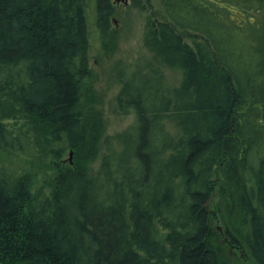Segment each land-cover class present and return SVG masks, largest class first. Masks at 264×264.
Segmentation results:
<instances>
[{"label": "trees", "instance_id": "1", "mask_svg": "<svg viewBox=\"0 0 264 264\" xmlns=\"http://www.w3.org/2000/svg\"><path fill=\"white\" fill-rule=\"evenodd\" d=\"M157 1L116 98L134 122L94 167L89 24L105 44L113 1L0 0V264H264V0Z\"/></svg>", "mask_w": 264, "mask_h": 264}, {"label": "rangeland", "instance_id": "2", "mask_svg": "<svg viewBox=\"0 0 264 264\" xmlns=\"http://www.w3.org/2000/svg\"><path fill=\"white\" fill-rule=\"evenodd\" d=\"M114 16L112 18L113 35L105 43L102 44L96 39L93 27L90 25V77L88 79L89 92L85 100L86 104L91 108V112H99V119L102 124V136L100 139V151L93 166L96 167L101 157L106 153L107 144L116 150L121 149L120 141L122 133L134 122V114L130 112L123 113L117 107V95L123 82L132 80V74L143 65H147L154 61L152 55L146 49L143 36L145 22L150 20H165L166 16L162 11L157 0H151L145 10H140L131 4L124 5L122 2H115ZM184 35H188L184 34ZM189 41V38H185ZM165 77L166 85H162L164 91H170L177 87L179 83V73L169 68L160 66ZM143 79H139L134 83L135 87H140ZM88 110V109H87ZM98 115V113H97ZM172 124L169 128L172 129ZM8 163L11 168H19L18 170H31L32 164L20 157H9ZM73 154H66L62 160L63 165H73ZM208 207L211 208L210 202ZM213 227L219 232L221 239L226 237L223 234L222 226L219 221L213 223ZM229 251V250H228ZM239 262V253L235 256ZM231 264H238L236 260L231 258ZM229 262V258L227 263Z\"/></svg>", "mask_w": 264, "mask_h": 264}, {"label": "water", "instance_id": "3", "mask_svg": "<svg viewBox=\"0 0 264 264\" xmlns=\"http://www.w3.org/2000/svg\"><path fill=\"white\" fill-rule=\"evenodd\" d=\"M115 2H122L124 5L127 4V0H114ZM72 155V152L69 153V156Z\"/></svg>", "mask_w": 264, "mask_h": 264}, {"label": "bare ground", "instance_id": "4", "mask_svg": "<svg viewBox=\"0 0 264 264\" xmlns=\"http://www.w3.org/2000/svg\"><path fill=\"white\" fill-rule=\"evenodd\" d=\"M113 1V0H112Z\"/></svg>", "mask_w": 264, "mask_h": 264}]
</instances>
